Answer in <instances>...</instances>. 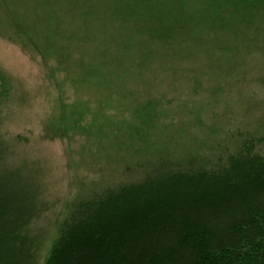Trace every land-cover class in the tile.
I'll return each mask as SVG.
<instances>
[{
  "label": "rangeland",
  "instance_id": "rangeland-1",
  "mask_svg": "<svg viewBox=\"0 0 264 264\" xmlns=\"http://www.w3.org/2000/svg\"><path fill=\"white\" fill-rule=\"evenodd\" d=\"M194 19L184 53L152 52L144 77L128 66L130 83L125 70L108 85V33L131 27L108 20V0H0V181L44 205L26 228L39 262L75 202L103 187L250 141L264 152V31ZM136 20L130 50L147 58Z\"/></svg>",
  "mask_w": 264,
  "mask_h": 264
},
{
  "label": "trees",
  "instance_id": "trees-1",
  "mask_svg": "<svg viewBox=\"0 0 264 264\" xmlns=\"http://www.w3.org/2000/svg\"><path fill=\"white\" fill-rule=\"evenodd\" d=\"M118 10L131 27L108 33V85L122 82L116 76L125 70L122 79L130 83L128 66L137 72L133 78L144 77L155 61L150 56L160 50L170 57L184 53L195 17L205 24L247 17L254 30L264 31V0H108L109 21L121 17ZM137 18L145 19L138 37L150 58L130 50ZM263 40L253 44L260 48ZM254 146L223 150L205 166L153 168L77 200L41 262L26 228L44 205L35 191L17 184V193L1 180L0 264H264V152Z\"/></svg>",
  "mask_w": 264,
  "mask_h": 264
}]
</instances>
